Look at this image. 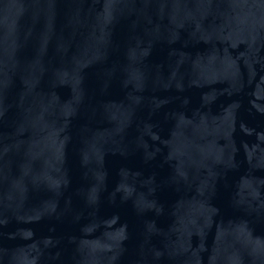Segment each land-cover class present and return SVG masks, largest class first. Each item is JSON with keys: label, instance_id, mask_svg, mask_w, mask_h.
Wrapping results in <instances>:
<instances>
[{"label": "water", "instance_id": "water-1", "mask_svg": "<svg viewBox=\"0 0 264 264\" xmlns=\"http://www.w3.org/2000/svg\"><path fill=\"white\" fill-rule=\"evenodd\" d=\"M0 264H264V0H0Z\"/></svg>", "mask_w": 264, "mask_h": 264}]
</instances>
